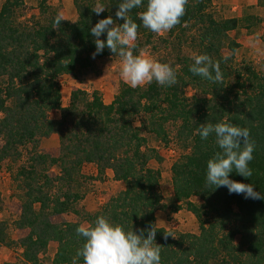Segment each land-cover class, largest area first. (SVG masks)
Segmentation results:
<instances>
[{
	"label": "trees",
	"instance_id": "16d2710c",
	"mask_svg": "<svg viewBox=\"0 0 264 264\" xmlns=\"http://www.w3.org/2000/svg\"><path fill=\"white\" fill-rule=\"evenodd\" d=\"M73 2L77 19L60 18V25L54 23L57 16L42 24L17 25L13 15L23 0H5L0 8V161L19 160L22 148L30 146L26 162L16 172L23 194L14 221L27 232L18 241L22 260L12 264H45L39 254L51 241L57 243L52 264H72L84 243L76 233L81 223H54L51 218L75 211L78 198L62 191L61 185L70 186L85 163L95 164L97 178L111 169L115 180L124 183L122 190L85 215L87 223L105 215L137 234L154 227L161 264H264V200L230 195L226 187L207 184L206 163L219 149L214 136L202 140L196 132L202 123L221 120L247 127L255 144L249 164L253 175L245 178L233 172L230 179L252 183L264 194V67L259 72L249 64L235 66L233 55L239 43L228 36L248 19H257L252 15L217 19L209 10L212 0H189L181 22L169 34L195 31L190 43L196 54H208L219 63L220 82L193 75L189 71L192 57L181 56L170 64L177 75L171 87L155 81L137 88L121 84L109 104L96 92L76 89L68 106L61 107L57 78L63 74L77 78L93 64L91 27L108 16L123 23L115 16L118 0H103L107 6L99 16L92 10L97 0ZM143 10L133 9L129 14L139 26L138 34L148 30L137 16ZM100 38L106 39V34ZM224 49L230 55H224ZM109 54L113 53L105 48L95 58ZM187 87L195 90L191 97L185 94ZM53 109L60 110L59 119L50 118ZM141 114L140 123L135 125ZM167 122L176 124V138L188 149L171 165L173 209L184 206L192 213L198 233L173 236L156 225V211L163 207L160 173L149 161L160 158L147 147L141 130L146 128L166 140ZM51 134L59 137L56 155L39 150L40 141ZM52 165L58 166V175L49 174ZM192 197L200 201L193 202ZM0 225H4L0 229L2 244L8 238L5 223ZM77 264H83V259Z\"/></svg>",
	"mask_w": 264,
	"mask_h": 264
},
{
	"label": "rangeland",
	"instance_id": "374dc122",
	"mask_svg": "<svg viewBox=\"0 0 264 264\" xmlns=\"http://www.w3.org/2000/svg\"><path fill=\"white\" fill-rule=\"evenodd\" d=\"M4 1L0 0V8ZM260 3L264 4V0H258V4ZM233 5H235L234 0H212L209 10L217 19L232 17L245 19L248 15L257 19L256 22L254 19H248L234 31H230L228 36L239 43V47L233 55L234 65L241 67L243 64H249L260 72L264 67V33L262 32L264 31V14L258 15V10L254 12L248 8L249 11L237 16L238 11L228 10ZM56 16L67 21H71L74 17L76 20L77 12L73 0H23V5L15 9L13 19L17 25L29 26L33 23L42 24L49 18ZM194 33L195 31L184 33L176 31L171 35L169 31L156 34L147 30L146 34H138L135 41L136 48L133 49V52L134 54L144 53L162 63L171 64L177 57H193V54H196V49L190 43L191 34ZM222 52L224 55H230L226 49ZM91 60L92 66L79 77L74 78L72 75L63 74L57 78L60 86L61 107L68 106L71 93L76 89L88 94L96 92L105 104H109L117 94L121 84H127L121 80L118 74L120 62L118 56L109 54L99 58H91ZM185 94L191 97L195 94V90L187 87ZM142 115L144 114L138 115L135 125L140 123ZM49 116L53 119H59L61 112L53 109L49 112ZM164 128L166 140L159 139L146 128L141 130L142 135L146 138L147 147L154 149L160 158L159 160L152 158L149 161V166L160 173L163 207L156 211V225L166 229L173 236L179 233H198V223L192 213L186 210L184 206L178 210L173 209L171 165L188 149L176 138L175 123L167 122ZM1 145L2 140L0 138ZM58 149L59 137L57 134H51L39 143V150L43 153L56 155ZM22 150L23 156L19 160L7 158L0 161V222L5 223V233L8 238L5 243L0 244V264L20 263L22 260V249L18 241L26 235L27 231L17 228L14 222L20 213L23 194V191L17 186L16 172L19 165L26 162L30 146H26ZM48 171L53 176L59 174V168L56 165L50 166ZM91 171L90 168L83 169L81 167L80 174L69 183L70 186L66 183L61 185L62 191L74 193L78 200L74 202L75 211L53 215L51 219L54 223L77 221L86 224L85 215L94 212L113 196L105 195V189H101V195L99 186H97L99 184L93 182L99 178L94 176ZM57 187L59 188V184ZM191 200L196 203L200 201L198 197H192ZM2 227L4 225H0V229ZM56 248V242H49L45 250L39 254L41 262L52 264Z\"/></svg>",
	"mask_w": 264,
	"mask_h": 264
},
{
	"label": "clouds",
	"instance_id": "9594fccd",
	"mask_svg": "<svg viewBox=\"0 0 264 264\" xmlns=\"http://www.w3.org/2000/svg\"><path fill=\"white\" fill-rule=\"evenodd\" d=\"M189 0H118L115 12L116 23L112 16L100 19L90 32L94 37L95 58L108 48L119 57L118 74L121 80L132 88H137L155 81L160 86L171 87L177 82V75L172 66L162 63L144 53L134 54L138 36V24L130 17L133 9L143 7L137 16L145 29L156 34H163L181 22L185 6ZM103 0H97L92 8L99 16L106 9ZM60 17L54 20L61 23ZM106 34V39H101ZM193 63L189 71L204 80L220 82L222 73L219 63L208 54H193ZM227 59V57L225 58ZM202 140L214 136L219 151L206 163V182L217 187H226L229 194L243 195L245 199L264 200V194L257 192L252 183H243L230 179V174L250 178L253 175L249 167L253 160L255 144L250 139V130L230 121L202 123L196 129ZM154 227L141 229L139 234L126 230L122 225L112 222L105 215H98L91 223L80 224L76 228L78 236L84 239L76 252L72 264L79 258L83 264H161V248L155 243ZM145 232L147 235H145ZM170 235V234H169Z\"/></svg>",
	"mask_w": 264,
	"mask_h": 264
},
{
	"label": "crops",
	"instance_id": "0c3cea01",
	"mask_svg": "<svg viewBox=\"0 0 264 264\" xmlns=\"http://www.w3.org/2000/svg\"><path fill=\"white\" fill-rule=\"evenodd\" d=\"M235 1V5L232 6V8L228 9V10H236L238 11L237 16H240V14L245 13L246 11L250 10H254V12L256 10H258V15L260 14H264V4L260 3L258 4V0H234ZM249 8V9H248ZM264 16V15H263ZM75 17L73 19H71V21H74ZM234 31V30H232ZM264 33V31H262ZM83 169H91L92 174L94 176L97 175V168L93 163H85L82 165ZM96 184H99L97 186H99V189L102 195V191L101 189H105L106 190V194L107 196H111L116 194L118 191L122 190L124 188V183L122 181L119 180H115L114 178V173L111 169H106L105 173L103 174L102 178L99 179H95L93 181Z\"/></svg>",
	"mask_w": 264,
	"mask_h": 264
}]
</instances>
